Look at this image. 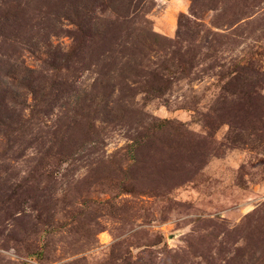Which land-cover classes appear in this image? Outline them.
<instances>
[{
	"label": "rangeland",
	"instance_id": "1",
	"mask_svg": "<svg viewBox=\"0 0 264 264\" xmlns=\"http://www.w3.org/2000/svg\"><path fill=\"white\" fill-rule=\"evenodd\" d=\"M0 264H264V0H0Z\"/></svg>",
	"mask_w": 264,
	"mask_h": 264
}]
</instances>
